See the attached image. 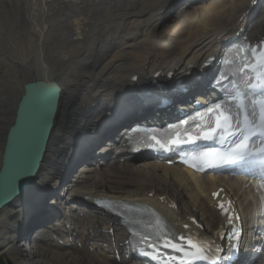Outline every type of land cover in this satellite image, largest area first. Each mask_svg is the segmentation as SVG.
Masks as SVG:
<instances>
[{
	"label": "bare ground",
	"instance_id": "1",
	"mask_svg": "<svg viewBox=\"0 0 264 264\" xmlns=\"http://www.w3.org/2000/svg\"><path fill=\"white\" fill-rule=\"evenodd\" d=\"M223 1L207 7L195 6L177 20L160 26L159 12L169 0H0V136L12 118L24 82L46 78L58 82L65 91L44 162L25 193L32 196L30 201L37 200L44 187L50 186L56 193L50 216L62 220V224L53 233L95 246L101 241L108 247L107 239L114 243L122 241L118 227L110 225L112 221L104 217L88 216L84 219L92 220L77 230L73 218L80 207L66 202V196L86 199L107 195L110 199L136 202L154 208L170 226L188 225L187 220L195 218L203 222L208 234L220 225L209 207L210 190L206 184L168 169L148 179L149 173L143 174L133 165L125 164L99 189L78 191L81 179L72 173L83 164L79 162L69 173L68 183L59 186V180L71 165V157L82 156L79 148L92 140L89 136L97 138L99 121L104 122L110 114L119 112L118 108L122 109V101L128 98L127 79L137 75L145 80L155 73L167 72L178 77L188 66H199L214 56L221 42L240 30L249 39L264 35V6L263 10L255 8L257 21L246 29V17L241 22L238 19L250 10L249 5ZM124 62L131 63L125 67ZM90 79L101 90L94 91L87 99L85 85ZM118 89L124 91L118 94L119 101L114 102ZM91 98L95 101L93 108L89 107ZM98 104L104 111L93 112ZM183 105V101L178 102L174 109ZM124 133L116 129L112 136L101 141L96 147V160L106 158L111 149L115 158L126 160L122 146ZM99 162V168L106 164L105 160ZM146 167L153 168L152 164ZM149 194L151 198L147 197ZM27 202L19 200L0 211V254H6L15 264H52L50 253L38 252L35 257L30 254L26 240L20 239L27 228H23L22 221L30 224L42 214L30 218L24 212ZM172 204H176L175 211L170 208ZM86 234H95L97 238L88 239ZM42 239L46 246L52 241L48 235ZM92 257L106 261L104 254ZM61 258L60 264L69 263L67 254Z\"/></svg>",
	"mask_w": 264,
	"mask_h": 264
},
{
	"label": "water",
	"instance_id": "2",
	"mask_svg": "<svg viewBox=\"0 0 264 264\" xmlns=\"http://www.w3.org/2000/svg\"><path fill=\"white\" fill-rule=\"evenodd\" d=\"M60 92L59 85L49 81H32L23 86L2 141L0 208L34 179L59 107Z\"/></svg>",
	"mask_w": 264,
	"mask_h": 264
},
{
	"label": "snow or ice",
	"instance_id": "3",
	"mask_svg": "<svg viewBox=\"0 0 264 264\" xmlns=\"http://www.w3.org/2000/svg\"><path fill=\"white\" fill-rule=\"evenodd\" d=\"M255 87V85H253ZM216 108L219 109V105H216ZM211 111V109H209ZM262 118H264V110H262ZM238 127L236 123L231 119L229 115H225L223 112L219 113V116L216 119L215 126L209 129L207 132H205L202 136V139L204 140H210L214 138L215 133L218 130L222 129H234ZM233 136L239 135L240 139L238 141H234L235 147L234 149L231 150L229 155L227 156L226 159L235 161V160H241L244 159L249 153H248V141L250 140V135L245 134V129H241L239 132L233 131L232 133ZM192 137L189 136L188 140H191ZM211 155V154H208ZM219 207L221 209L224 208L223 204H220ZM190 246H193L190 244ZM179 251V249H177ZM184 264V262H182Z\"/></svg>",
	"mask_w": 264,
	"mask_h": 264
},
{
	"label": "rangeland",
	"instance_id": "4",
	"mask_svg": "<svg viewBox=\"0 0 264 264\" xmlns=\"http://www.w3.org/2000/svg\"><path fill=\"white\" fill-rule=\"evenodd\" d=\"M25 70H27V67L25 68ZM10 82L9 83H12V79H8ZM95 153H96V151H95ZM80 155H78V157H79ZM106 156H107V153H106ZM74 165H76V164H71L70 166H69V168H68V170H67V172H68V174L71 172V171H73V166ZM76 167V166H75ZM75 169V168H74ZM72 174H75L74 173V171H73V173ZM69 176H70V174H69ZM63 178V177H62ZM62 178H61V181H63L62 180ZM70 198H72L73 200H79V199H81V197H79V196H75V197H70ZM68 200V199H67ZM70 205H73L74 207H76L77 205H75V204H73L72 203V201H71V203H70ZM46 252V251H45ZM49 254V252H47V255ZM38 255V254H37ZM36 255V256H37ZM35 256V257H36ZM0 259H3V260H6V257H2V258H0Z\"/></svg>",
	"mask_w": 264,
	"mask_h": 264
}]
</instances>
